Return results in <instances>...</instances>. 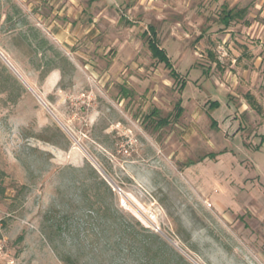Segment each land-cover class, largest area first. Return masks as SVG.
Wrapping results in <instances>:
<instances>
[{"label":"rangeland","instance_id":"374dc122","mask_svg":"<svg viewBox=\"0 0 264 264\" xmlns=\"http://www.w3.org/2000/svg\"><path fill=\"white\" fill-rule=\"evenodd\" d=\"M0 43V264H264V0H0Z\"/></svg>","mask_w":264,"mask_h":264},{"label":"trees","instance_id":"16d2710c","mask_svg":"<svg viewBox=\"0 0 264 264\" xmlns=\"http://www.w3.org/2000/svg\"><path fill=\"white\" fill-rule=\"evenodd\" d=\"M239 15H241V10L240 11H236V9L234 8H224L222 13H221V16H220V22H222L223 24H225L226 26L230 24V22L235 19L236 17H238ZM144 36L146 37L147 39V43H148V47L152 53V56L157 59L158 61L162 62L165 64L166 68L170 69V73L172 75L173 78L176 79V81L178 82H181L180 84V90H183L184 87L186 86V81H184L182 78H181V75L180 73L175 69L172 61H171V58L170 56L168 55L167 51L165 48L161 47V44L159 43V40H158V35H157V31H156V28L153 26V25H150L148 30L144 31ZM219 105V103L217 101H215L214 103H212V107H217ZM176 108H177V113L175 115V117H179L182 113V111L184 110V106L182 105V100H179V102L177 103L176 105ZM170 118L171 117H167L165 119H160L161 122H164V123H168L170 121ZM213 123H216L215 120H213ZM160 126H161V123H160ZM264 141V137H262V142ZM210 157H214L215 154L214 153H210V155H208ZM195 161L194 160H191L190 161V164H194ZM106 192L109 194V196H114V191L112 189L111 186H106ZM82 199L84 201H86L88 199V195L86 192H84L82 194ZM87 209H92L91 205H89L88 203L84 205ZM113 210V206L112 205H108L105 207V210H104V216L108 219V220H111L113 222H116V220H112V218H114L115 216V212H112ZM116 211V210H115ZM67 216V215H66ZM111 218V219H109ZM118 224H122V223H118ZM123 225V224H122ZM142 229H146L145 227H142ZM124 232L126 233L127 232V228H124ZM137 234L141 235V232L139 233L138 231H136ZM144 240V238H142ZM166 244V243H165ZM148 245H146L145 243H143L141 241L140 243V249L144 250V251H147L148 250ZM54 248L57 249V246L54 245ZM160 251L161 249L158 248V250L156 251L155 255H154V259L157 260V258L161 255L160 254ZM61 259L67 263V264H74V258L72 257L71 254H61Z\"/></svg>","mask_w":264,"mask_h":264},{"label":"crops","instance_id":"0c3cea01","mask_svg":"<svg viewBox=\"0 0 264 264\" xmlns=\"http://www.w3.org/2000/svg\"><path fill=\"white\" fill-rule=\"evenodd\" d=\"M21 30V29H20ZM21 39L19 40L20 42H16V46H19L20 44H22L24 41H28L29 42V37H30V35L28 34V33H24L23 31H21V33H20V36H19ZM16 41H18V39H16ZM20 43V44H19ZM0 54L3 56V58L8 62V64L9 65H11L13 68H14V70L16 71V72H18V73H20V75H22L23 74V71L22 70H20L19 69V67L16 65V63H18V62H14L11 58H9L8 57V52H7V50H5L4 48H3V46L1 45V43H0ZM23 70H25L24 69V67H23ZM26 72H30L28 69L27 70H25ZM22 78H23V75H22ZM26 78H28V80H29V77H26ZM23 79H25V78H23ZM27 80V79H26ZM32 81V79H30V82ZM33 84V83H32Z\"/></svg>","mask_w":264,"mask_h":264},{"label":"built area","instance_id":"2783aa9c","mask_svg":"<svg viewBox=\"0 0 264 264\" xmlns=\"http://www.w3.org/2000/svg\"><path fill=\"white\" fill-rule=\"evenodd\" d=\"M125 202V201H124Z\"/></svg>","mask_w":264,"mask_h":264}]
</instances>
